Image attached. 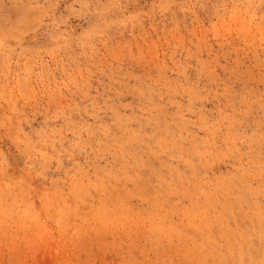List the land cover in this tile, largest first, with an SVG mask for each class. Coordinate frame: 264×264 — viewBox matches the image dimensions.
<instances>
[{
    "label": "rangeland",
    "instance_id": "374dc122",
    "mask_svg": "<svg viewBox=\"0 0 264 264\" xmlns=\"http://www.w3.org/2000/svg\"><path fill=\"white\" fill-rule=\"evenodd\" d=\"M0 264H264V0H0Z\"/></svg>",
    "mask_w": 264,
    "mask_h": 264
}]
</instances>
